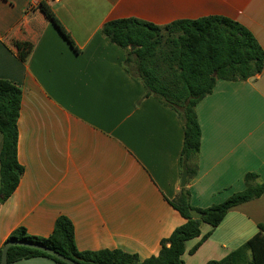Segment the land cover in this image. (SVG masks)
<instances>
[{
  "label": "crops",
  "instance_id": "obj_1",
  "mask_svg": "<svg viewBox=\"0 0 264 264\" xmlns=\"http://www.w3.org/2000/svg\"><path fill=\"white\" fill-rule=\"evenodd\" d=\"M42 1L74 46L39 13ZM209 16L241 23L264 51V0H0V79L22 89L18 160L25 169L0 204V249L18 227L48 237L66 216L80 251L121 250L141 260L159 254L161 241L186 222L170 204L183 188V121L147 95L126 67L127 51L102 28L116 19L166 26ZM196 112L202 138L187 185L192 204L224 202L246 188L250 172L264 182V70L245 81L218 80ZM2 144L0 132V152ZM259 224L264 195L230 210L215 229L204 224L186 243L184 264L226 258Z\"/></svg>",
  "mask_w": 264,
  "mask_h": 264
},
{
  "label": "trees",
  "instance_id": "obj_2",
  "mask_svg": "<svg viewBox=\"0 0 264 264\" xmlns=\"http://www.w3.org/2000/svg\"><path fill=\"white\" fill-rule=\"evenodd\" d=\"M39 13L52 22L74 46L52 7L45 1L38 5ZM102 34L127 51L126 67L144 85L148 96L178 113L184 126V145L181 162L187 166V184L172 207L186 222L161 241L157 256L141 260L136 254L121 250L80 251L75 241L72 221L61 216L48 237L31 235L23 226L15 229L7 242L19 240L51 248L80 264H184L186 243L200 237L204 224L217 228L233 208L264 195V182L259 175H245L246 188L222 203L208 208L195 207L191 202L188 182L197 175L202 129L196 112L197 105L214 91L218 80L245 81L264 70V51L251 31L241 23L224 16H209L196 20H179L166 26L137 18L111 20L105 23ZM135 47V49H132ZM22 89L0 79V132L3 144L0 152V204L18 188L24 167L18 160V122ZM240 248L222 260L207 264H239L246 249L251 252L247 264H264V225ZM211 235L209 232L191 250L195 253ZM6 242V243H7ZM3 247L0 249V264ZM36 257L49 258L66 264L40 250L13 246L8 252V264Z\"/></svg>",
  "mask_w": 264,
  "mask_h": 264
},
{
  "label": "water",
  "instance_id": "obj_3",
  "mask_svg": "<svg viewBox=\"0 0 264 264\" xmlns=\"http://www.w3.org/2000/svg\"><path fill=\"white\" fill-rule=\"evenodd\" d=\"M132 49H135V47H132ZM187 176H188L187 166L184 165L183 177H182V186L183 187L186 185ZM13 246H23V247H27V248L40 250L42 252H45L49 255H52V256L58 258L59 260L63 261L66 264H80V263L58 253L57 251H55L51 248H48L46 246H43L41 244L28 243V242L19 241V240H12V241H9L5 244V246L3 247V250H2L1 264H8V252H9V249Z\"/></svg>",
  "mask_w": 264,
  "mask_h": 264
},
{
  "label": "rangeland",
  "instance_id": "obj_4",
  "mask_svg": "<svg viewBox=\"0 0 264 264\" xmlns=\"http://www.w3.org/2000/svg\"><path fill=\"white\" fill-rule=\"evenodd\" d=\"M245 244V243H244ZM241 247V246H240ZM239 247V248H240ZM237 250V249H236ZM251 260V252L249 249H246L242 255L241 262L239 264H247Z\"/></svg>",
  "mask_w": 264,
  "mask_h": 264
}]
</instances>
